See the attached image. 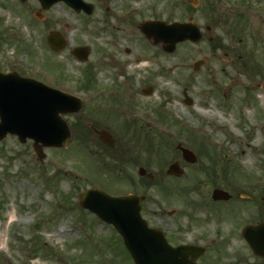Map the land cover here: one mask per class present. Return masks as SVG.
<instances>
[{
  "label": "rangeland",
  "instance_id": "rangeland-1",
  "mask_svg": "<svg viewBox=\"0 0 264 264\" xmlns=\"http://www.w3.org/2000/svg\"><path fill=\"white\" fill-rule=\"evenodd\" d=\"M148 2L161 17L170 14V6L175 19L191 15L203 37L178 42L171 52L158 45H151L149 53L140 48L123 55L116 67L95 69L99 86L111 85L121 96L111 100L113 111L105 117L114 146L101 143L74 114H64L71 130L66 146L44 147L41 161L29 142L20 143L9 134L0 140V264H134L115 228L79 205L80 193L88 187L113 195L144 193L168 208L197 200L212 178L234 182L236 187H246L252 178L262 182L264 0H198V5L184 0L178 6L174 0H115L113 6ZM98 8L93 13L97 19L102 13ZM52 14H58V22L70 24L69 37L85 38L77 30L83 26L80 15L55 10ZM237 19L239 33L234 29ZM33 21L37 20L24 18L0 0V31L11 36L0 47V60L13 63L26 56L15 44L17 37L29 43L36 59L45 53L51 57L42 46V24L38 23L37 40ZM135 58H143L146 65L140 68ZM200 58L203 62L193 69ZM64 61V70L75 78L78 73L71 69L81 65L71 58ZM147 85L153 88L148 95L142 92ZM184 90L191 97L189 104ZM205 101L216 111L220 128L201 122L199 109H204ZM213 101L222 107L214 108ZM225 110L228 116L219 117ZM132 119L136 121L131 123ZM177 143L194 152L195 163L181 158ZM173 160L184 168L180 177L165 173ZM138 166L154 178L149 181L138 175ZM155 207L151 202L150 209Z\"/></svg>",
  "mask_w": 264,
  "mask_h": 264
},
{
  "label": "flooded vegetation",
  "instance_id": "flooded-vegetation-1",
  "mask_svg": "<svg viewBox=\"0 0 264 264\" xmlns=\"http://www.w3.org/2000/svg\"><path fill=\"white\" fill-rule=\"evenodd\" d=\"M6 1L24 18L37 20L33 21L37 40L41 28L45 31L42 46L45 50L49 49L51 57L48 58L45 53L44 57L36 59L31 54L32 51H29V43L17 37L15 44L26 56L13 63L0 60V71H12L21 76H33L37 79L49 76L54 84L70 85L73 91H78L82 95V105L78 112L73 113L74 117L81 125L92 131L102 128L109 130L110 125L105 117L113 111L111 103L114 102L111 100L121 99L113 86H99L95 69L102 66L116 67L121 64L120 58L123 55L134 54L140 48L143 53H149L150 46L157 43L141 30L142 23L159 18L171 21L174 19L171 14L175 12L174 6H170L167 8L170 14L165 17L158 16L154 10L156 6L150 2L142 5L128 3L115 7L113 6L115 0H82L84 3L80 0H56L49 5L42 4L39 0ZM68 1H73L76 6H72ZM170 2L173 3L172 0ZM180 3L176 2V6ZM96 5L102 11L99 19L93 15ZM209 8L214 9L213 6ZM53 10L60 14L80 15L83 20V22L80 20V25L83 26L77 30H80L79 35L85 38L69 37L67 32L72 30L70 24L58 22V14H52ZM182 10L185 11L184 6ZM38 23L43 26L40 24L39 28ZM50 29H56L64 36L63 48L54 50L48 46L47 32ZM10 37H5L0 31V47L7 39L10 40ZM136 56L138 55L135 54ZM69 58L81 65L80 68L71 69L72 72L78 73L75 78H72L75 75L64 70L66 67L64 60ZM147 86L152 91V86ZM177 151L181 156L180 150ZM260 178H263L262 182L252 178L246 187H236L234 182L221 183L213 180L211 184L209 183V188L198 194L197 200L173 204L168 208L162 207L158 199L145 196L141 202V214L150 225L162 229L172 246L185 244L199 246L195 249L198 251L194 264H264V254L261 255L257 251L262 249L264 253V175ZM214 188L225 190L229 196L214 198L212 196ZM151 202L156 203L155 209H150ZM246 225L260 226L263 229L253 230L251 236L253 246L242 235V229ZM184 255L191 257L190 252L188 254L184 252Z\"/></svg>",
  "mask_w": 264,
  "mask_h": 264
},
{
  "label": "water",
  "instance_id": "water-1",
  "mask_svg": "<svg viewBox=\"0 0 264 264\" xmlns=\"http://www.w3.org/2000/svg\"><path fill=\"white\" fill-rule=\"evenodd\" d=\"M148 32L155 41L163 42L164 48L170 51L179 40L189 38L195 41L201 37L198 27L192 22H174L166 25L159 22L157 31ZM49 43L54 48L63 44L54 31L49 33ZM19 82L23 83V80ZM8 84L9 81L0 77V138L8 131L16 133L21 140L26 136L33 137L36 141L34 143L36 157L40 160L44 156L42 145L64 146L70 138V131L66 122L61 119L60 113L77 111L81 104L77 103L70 109L59 107L55 104L56 101L61 100L65 103L68 98L70 100L75 98H70V95L55 91L38 82L26 83L27 87L21 94L14 92ZM262 86L264 87V81ZM98 136L103 142L114 144L108 131L99 130ZM182 155L186 160H195L193 153L188 149L183 148ZM138 172L143 174L144 168L139 167ZM181 172L182 169L177 162L171 163L167 169V173L170 174L179 175ZM213 194L225 196V192L220 189H215ZM140 199L141 196L135 194L111 196L90 189L82 194L79 201L83 207L94 211L101 219L115 226L122 235L123 242L135 264H192L196 252H190L191 261L179 260L177 249H173L166 242L162 233L158 229L147 227L139 214ZM245 235L247 236V233Z\"/></svg>",
  "mask_w": 264,
  "mask_h": 264
},
{
  "label": "bare ground",
  "instance_id": "bare-ground-1",
  "mask_svg": "<svg viewBox=\"0 0 264 264\" xmlns=\"http://www.w3.org/2000/svg\"><path fill=\"white\" fill-rule=\"evenodd\" d=\"M145 65H146L145 60L140 59V63L138 64V66H145ZM199 111L202 114V116L207 118V121H205L206 126L207 127L210 126L211 125V119L215 118L214 114L210 110L205 111V110L199 109ZM219 117H221V115H219ZM215 125H216V128H220L222 126V124L219 121H217V123ZM243 153H244V151H243ZM62 229H63V227H61L56 234L57 235L60 234L63 231ZM0 235H1V233H0Z\"/></svg>",
  "mask_w": 264,
  "mask_h": 264
},
{
  "label": "trees",
  "instance_id": "trees-1",
  "mask_svg": "<svg viewBox=\"0 0 264 264\" xmlns=\"http://www.w3.org/2000/svg\"><path fill=\"white\" fill-rule=\"evenodd\" d=\"M236 16L239 17L240 14H237ZM238 22H240L239 19H237V20L234 21V29L236 30V32L239 33L240 32V28H238V24H240V23H238Z\"/></svg>",
  "mask_w": 264,
  "mask_h": 264
}]
</instances>
